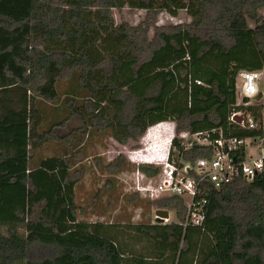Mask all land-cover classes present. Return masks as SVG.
Segmentation results:
<instances>
[{
	"label": "trees",
	"instance_id": "obj_1",
	"mask_svg": "<svg viewBox=\"0 0 264 264\" xmlns=\"http://www.w3.org/2000/svg\"><path fill=\"white\" fill-rule=\"evenodd\" d=\"M126 8L145 11L146 19L137 26L117 24L113 11ZM263 9L264 0H0V264H193V237L219 229L232 230V254L243 256L234 264L253 259L264 264V239L253 234L264 231V173L220 189L205 183L204 230L182 225L188 249L155 259L160 224L128 227L126 237L119 230L116 240L78 232L80 176L72 172L76 155L70 149L86 131L59 134L77 119L97 133L111 130L124 146L153 126L173 122L170 162L179 168L212 157L210 146L187 147L182 133L216 130L212 140L220 133L242 140L261 137L262 129H242L230 118L246 110L263 122L264 99L238 106L236 86L241 71L264 69ZM181 11L190 23L156 25L161 13L176 17ZM61 81L70 82L69 114L43 129L44 106L60 100ZM48 143H63L67 150L36 158ZM125 166L119 155L106 168L119 173ZM136 168L149 178L162 170ZM153 203L185 223L181 197ZM68 224L78 232L69 241L24 232H55Z\"/></svg>",
	"mask_w": 264,
	"mask_h": 264
},
{
	"label": "rangeland",
	"instance_id": "obj_2",
	"mask_svg": "<svg viewBox=\"0 0 264 264\" xmlns=\"http://www.w3.org/2000/svg\"><path fill=\"white\" fill-rule=\"evenodd\" d=\"M261 14L264 17V9ZM113 16L117 24L127 22L132 26H137L146 19V12L126 8L122 12L114 10ZM191 21L192 19L184 11L179 12L176 17L168 13H161L158 16L156 25L159 27L179 25ZM153 34L154 32L151 30L150 37H153ZM69 86V81H61L59 83L60 100L44 106L46 120L43 122V129L68 116L69 109L66 100L68 99L67 93L70 90ZM261 88L263 89V83H261ZM82 100L83 97L77 100L78 106H81ZM238 100H240V97H238ZM238 103L240 106L244 105L241 101H238ZM163 128H168V124L161 123L150 128L145 140L153 138ZM79 129L86 131V134L80 137L82 140L80 144L76 139L71 145L73 148L70 149L76 155L72 163V172L78 171L80 176L75 189V203L78 208V232L88 230L116 240L119 230L125 231L126 235L124 237H126L131 234L128 227L155 224L157 206L153 203V200L134 192L132 188L133 173L137 171V165L127 157L131 151L145 147L142 138L136 142L129 141L127 145L123 146L112 138L111 130L97 133L93 131L94 129L87 128L77 119L70 122L66 130L59 134L61 137L71 130L78 131ZM190 139L193 141V138L188 137L186 143L189 142L190 144ZM167 142L168 147L170 140ZM65 150H67V147L63 143H48L37 152L36 158L57 156L64 154ZM119 155L125 157L126 166L119 173L111 172L106 167ZM149 157L151 156L149 155ZM148 162L150 163V158ZM169 213L170 219L160 224L157 240L153 245L152 253L155 259L163 258L166 254H170V251L180 253L181 248L183 250L188 249V245L183 244L186 234L185 229L182 227L183 224L178 221L174 211H169ZM73 228L74 226L68 224L58 227L55 232L51 229L44 230L42 228H37L34 231L27 228L24 232L29 235L39 234L47 239L58 237L63 241H69L78 233H73ZM65 234L70 235L66 236ZM253 234L264 239V231L256 230ZM141 241L138 243V248L145 245L146 240ZM193 247L194 249L190 253L193 264H234L233 259H243L242 255L232 254V230L227 233L219 229L215 232L203 231L196 234L193 237ZM58 264H71V262L62 260ZM245 264H257V261L253 259Z\"/></svg>",
	"mask_w": 264,
	"mask_h": 264
},
{
	"label": "built area",
	"instance_id": "obj_3",
	"mask_svg": "<svg viewBox=\"0 0 264 264\" xmlns=\"http://www.w3.org/2000/svg\"><path fill=\"white\" fill-rule=\"evenodd\" d=\"M236 81L239 101L244 103L245 100H248L243 106H252L255 98L262 91L261 83L264 84V69L241 71ZM196 83L202 85L200 81H196ZM237 105L240 106L238 102ZM230 121L245 130L262 129L264 131V121L260 124L252 113L246 110L234 113ZM215 133H217L216 130L197 134H180V138L185 140L187 147L198 144L212 148L211 159H199L193 167L184 165L179 168L175 163L170 162L171 145L176 135L170 140V151L162 162L150 160L149 163L147 155L144 154V151L152 150L153 146H156L155 140L143 148L131 151L127 157L135 165L162 167L161 172L155 178H149L139 170L133 173L132 188L134 192L151 200L172 196L181 197L186 202L187 208L183 226L204 230L206 195L208 193L205 183L215 189H220L238 179L251 182L264 173V135L242 140L232 137L225 138L220 133L218 139L212 140L211 135ZM188 137L193 138V141L190 139V144L189 142L186 143Z\"/></svg>",
	"mask_w": 264,
	"mask_h": 264
},
{
	"label": "crops",
	"instance_id": "obj_4",
	"mask_svg": "<svg viewBox=\"0 0 264 264\" xmlns=\"http://www.w3.org/2000/svg\"><path fill=\"white\" fill-rule=\"evenodd\" d=\"M262 91H263V89H262ZM238 101L239 100H238V96H237V102ZM166 123L168 124V128H163L156 135H154L153 138H150L149 140L148 139L145 140V136L147 135V132L150 130V128H149L148 131L146 132V134L141 139L142 142L145 144V146L149 145L150 142L155 140L154 143H156V146L155 147L153 146L152 150L144 151V154H146L147 158L148 159L150 158L151 161H153V160L157 161V162L164 161L165 158L167 157L168 152L170 151V146L167 147V143H168L167 141L171 140L175 136V123H173V122H166ZM153 127H151V128H153ZM165 150H166V154H165ZM151 151L153 152V154ZM149 155L152 158L149 157ZM153 201H156V200H153ZM155 219H156V216H155ZM165 222H167V221H165ZM166 256H167V254H166Z\"/></svg>",
	"mask_w": 264,
	"mask_h": 264
},
{
	"label": "water",
	"instance_id": "obj_5",
	"mask_svg": "<svg viewBox=\"0 0 264 264\" xmlns=\"http://www.w3.org/2000/svg\"><path fill=\"white\" fill-rule=\"evenodd\" d=\"M263 99H264V92L261 91L259 93V95L255 98L254 103L255 102H261V101H263ZM155 216H156L155 223L156 224H163L165 221H168L169 220L170 213H169L168 210L158 209L155 212Z\"/></svg>",
	"mask_w": 264,
	"mask_h": 264
}]
</instances>
